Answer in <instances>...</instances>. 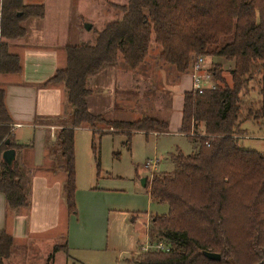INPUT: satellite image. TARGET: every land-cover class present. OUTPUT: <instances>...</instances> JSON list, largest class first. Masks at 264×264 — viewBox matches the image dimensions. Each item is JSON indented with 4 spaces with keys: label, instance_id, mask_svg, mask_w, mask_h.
I'll return each instance as SVG.
<instances>
[{
    "label": "trees",
    "instance_id": "trees-1",
    "mask_svg": "<svg viewBox=\"0 0 264 264\" xmlns=\"http://www.w3.org/2000/svg\"><path fill=\"white\" fill-rule=\"evenodd\" d=\"M111 7L120 17L97 32L93 43L68 46L66 66L46 83L61 85L66 94L67 112L45 121L60 127L56 151L67 175L69 213H76L78 129L92 132L94 153H99L106 135H124L130 146L137 133L169 132L168 120H106L88 108L92 79L106 67H118L120 61L125 71L138 72L154 39L160 48L159 61L178 78L189 72L198 57L221 58L233 62L234 68L232 86L214 71L220 83L215 89L202 95L184 93L180 132L193 151L188 156L177 151L171 156L173 172L154 174L147 182L152 201L167 204L169 211L151 216L152 250L135 264H264V156L243 149L237 140L243 122L248 121L241 114L244 87L255 75L260 100L257 110L248 112L264 120V0H129ZM45 14L43 4L0 0V77L23 73L22 58L10 51V42L26 36V21ZM5 97L0 88V193L15 210L30 205V178L17 161L8 166L2 159L6 151L25 147L15 140ZM12 247L13 239L0 232V260L9 257ZM204 253L221 259L210 260Z\"/></svg>",
    "mask_w": 264,
    "mask_h": 264
},
{
    "label": "rangeland",
    "instance_id": "rangeland-1",
    "mask_svg": "<svg viewBox=\"0 0 264 264\" xmlns=\"http://www.w3.org/2000/svg\"><path fill=\"white\" fill-rule=\"evenodd\" d=\"M93 1L25 0V3H42L45 6L47 23L43 27V34H47L49 30H56L59 36L62 37L60 29L65 27V23L75 19L76 26H79V23L81 24V32L72 29L74 30L72 32L73 43H78L76 41L79 40V35L82 34V43L88 44L94 42L97 32L102 31L108 23L115 21L121 15L114 7L108 4L107 8H105L106 12L99 16H93L97 21L82 22L81 16L90 15L89 11H92L94 7L91 5L94 3ZM87 24L92 25L90 31L85 27ZM47 38L51 40L48 47H51L52 44L54 45L53 35H51L50 31L47 34ZM57 49L60 51L58 45ZM159 51L160 48L157 47L153 39L147 61L144 67L136 73L125 71L122 62H119L120 64L117 65V68L124 77H120V87L124 92L128 90L134 94L126 92L120 101L116 100V104L114 103L113 107L115 109L111 108L112 112L99 115L105 117L106 120L138 121L147 118H155L160 121L168 120V133L160 135L150 134L149 136L142 133L135 134L132 137L130 146H126L127 140L124 135H107L101 140L99 153H94L92 132L89 129L76 131V186L79 195V203H76L77 217L80 216L81 220L85 221L88 211H92L89 205V200H91L89 194L92 192L89 187H95L97 185L96 182H99L98 178L101 179L107 176L106 183L123 187L120 197L114 198L113 195L105 197V205L108 210L102 215L103 227L101 231L105 234L107 252H103L104 254L98 255V257L92 256V260H88L89 262L87 261L85 264H127V258H130L131 261H136L151 250V247H149L148 251H143V248L146 249L147 246L145 245L147 240L144 232V223L148 218L147 215H166L169 207L167 204L155 202L150 203L149 208H146L147 195L142 181L147 179L150 182L154 172L172 173L174 166L171 156L176 154L177 151L188 156L193 151L192 143L180 132L182 99L187 90L191 91L190 70L184 76L178 78L174 70L159 61ZM203 58L206 61L208 72L212 75L209 86L220 85L213 77L214 71L228 85L232 86L230 72L234 68L233 62L216 57L205 56ZM109 68H113V66ZM258 79V76H253V79L248 81L244 87L246 96L243 97L244 104L241 114L243 119L248 118V121L243 122L241 134H239L237 140L239 146L243 149L258 152L264 156V120L255 119L254 114L250 115L248 112V110H252L254 113L257 110V105L255 104L260 100ZM11 80L18 81L19 77L13 79L10 75H2L0 88L6 92L7 84ZM93 81H91L90 85L94 93L92 100L99 98L102 93L101 85L96 86ZM170 99L173 101L172 105H170ZM108 103H111V99H108L106 105ZM136 103L138 104L137 108L135 107ZM64 108L65 113L68 109L66 105ZM44 122L50 125V122ZM49 129L52 131L53 128ZM25 131L27 129L24 128L17 133L20 134V132ZM55 131L57 132V130ZM108 175L111 177H108ZM133 192H136L137 195H132ZM85 210L87 214L84 212ZM138 210L141 212L138 214L139 218L133 221L132 212ZM78 220L76 218L74 222L75 228H78L77 226L80 224L77 223ZM63 236L62 230L59 232V237ZM136 249L137 251L130 255ZM29 251H32L31 248L24 246L19 247L15 251L11 249L9 257L0 260V264H42V255L37 254V257H33L32 252L31 259L33 260L31 263H27L26 259L30 256ZM61 260L62 258H59V261L55 264H63Z\"/></svg>",
    "mask_w": 264,
    "mask_h": 264
},
{
    "label": "crops",
    "instance_id": "crops-1",
    "mask_svg": "<svg viewBox=\"0 0 264 264\" xmlns=\"http://www.w3.org/2000/svg\"><path fill=\"white\" fill-rule=\"evenodd\" d=\"M128 1L94 0L93 4L96 5L91 4L94 7L92 11H89V16H81L82 22L96 20L93 16H99L106 12L105 8L108 4L110 6L125 5ZM25 4L39 5L35 3ZM46 23V14L42 19H29L24 23L26 36L23 39L10 42L11 52L22 58L23 73L21 75H10L13 79L19 77V80H11L7 84L5 103L13 122L15 140L19 145L25 146L16 151L15 161L26 169L29 174L30 205L15 210L10 209L5 195L0 193V232H5L13 239L12 249L14 251L23 246L31 248L32 251H29L30 256L26 259L27 263L32 262L31 255L33 253V257H37V254L42 255V264H55L59 261V258H62L63 264H85L88 260H92V256L98 257V255L107 252L105 234L101 231L103 227L102 215L108 210L105 205V197L112 195L114 198L120 197L123 187L106 183L107 176L101 179L98 178L97 185L89 187L92 192L89 194L91 198L89 205L92 211H88L86 220L82 221L80 216L77 217V211L75 214L69 213L65 198L67 175L64 167H62L63 165H61V154L56 151V137L60 127H52V125L47 127L44 122L45 120H52V118H60L63 115L66 105L65 92L61 85L46 86V83L54 76L56 71L66 66V48L83 44L82 34L79 35V40L76 41L78 43H73L72 32L74 30L79 32L81 24L79 23V26H76L75 19L65 23V27L60 29L62 37L59 36L56 30H49L53 35L54 45L48 47L51 41L47 38L49 31L47 34H43V27ZM57 45L60 51L57 49ZM120 77L124 78L123 74L121 75L118 68L113 66V68L106 67L101 70L92 79V81L95 79L93 84L96 86L101 85L102 93L99 98L94 100H92L94 93L88 98V108L91 113L96 115L109 114V112H112L111 108L114 107V103L116 104V100L120 101L126 92L131 93L128 90L124 92L121 89ZM108 99H111V103L106 105ZM183 100L184 97L180 110L181 120ZM172 104L173 101L170 99V105ZM135 107L137 108V105ZM24 128L27 131L17 133ZM49 128H53L52 131ZM154 174H159V172H154ZM108 177L111 176L108 175ZM75 180L77 183V178ZM147 182V179L142 181L145 184V186H142L147 195L146 208H149L150 203L155 202L152 201L146 189ZM132 195L137 194L133 192ZM90 198L88 197V199ZM76 203H79L77 186L75 191ZM84 212L86 213V210ZM139 213H141L139 210L132 212L133 221L139 218ZM147 217L144 223L147 240L146 249L143 248L144 252L151 247L148 239L151 216L147 215ZM76 218L79 219L77 223H80L77 226L78 228L74 227ZM62 230L64 236L59 237V232ZM56 249L57 251H55ZM137 249L132 251L130 255L135 253ZM163 250H168V247ZM51 256H53V259L50 262ZM126 261L127 264H135V261H131L130 258H127Z\"/></svg>",
    "mask_w": 264,
    "mask_h": 264
},
{
    "label": "built area",
    "instance_id": "built-area-1",
    "mask_svg": "<svg viewBox=\"0 0 264 264\" xmlns=\"http://www.w3.org/2000/svg\"><path fill=\"white\" fill-rule=\"evenodd\" d=\"M191 77V91L199 95L204 94L205 91L215 89V85L209 86L212 75L208 72L206 61L203 57H198L194 60L190 69ZM161 249L160 246L157 247Z\"/></svg>",
    "mask_w": 264,
    "mask_h": 264
},
{
    "label": "water",
    "instance_id": "water-1",
    "mask_svg": "<svg viewBox=\"0 0 264 264\" xmlns=\"http://www.w3.org/2000/svg\"><path fill=\"white\" fill-rule=\"evenodd\" d=\"M85 27L88 31H90L92 29V25H90V24H87ZM7 144H9V143H7ZM2 159H3L5 164H7L8 166H12L16 160V151L15 150L6 151L3 154ZM144 186H145V184H144ZM204 255L206 258L213 260V261H219L221 259L220 255L214 254V253H204Z\"/></svg>",
    "mask_w": 264,
    "mask_h": 264
}]
</instances>
